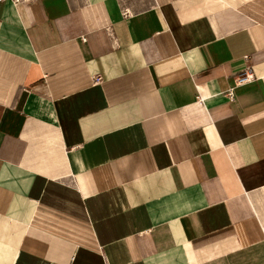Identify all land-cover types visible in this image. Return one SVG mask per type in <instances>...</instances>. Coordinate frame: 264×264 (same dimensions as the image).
<instances>
[{
	"label": "crops",
	"instance_id": "obj_1",
	"mask_svg": "<svg viewBox=\"0 0 264 264\" xmlns=\"http://www.w3.org/2000/svg\"><path fill=\"white\" fill-rule=\"evenodd\" d=\"M0 264H264V0L0 2Z\"/></svg>",
	"mask_w": 264,
	"mask_h": 264
},
{
	"label": "built area",
	"instance_id": "obj_2",
	"mask_svg": "<svg viewBox=\"0 0 264 264\" xmlns=\"http://www.w3.org/2000/svg\"><path fill=\"white\" fill-rule=\"evenodd\" d=\"M4 1H11L13 4L15 5H19V4H26V3H30L33 2L34 0H0V2H4ZM124 16H128V12L125 11ZM252 74L250 73V70H247L243 73H241L238 77H237V83H243V82H247L250 78H251ZM94 83L98 82V78H94L93 80ZM226 95L228 97L232 96V92L231 90L228 91L226 93Z\"/></svg>",
	"mask_w": 264,
	"mask_h": 264
}]
</instances>
